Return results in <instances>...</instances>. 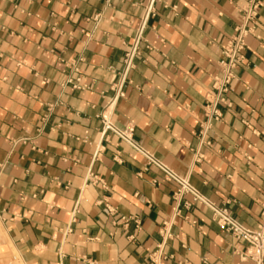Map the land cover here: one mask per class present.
<instances>
[{
	"label": "crops",
	"instance_id": "1",
	"mask_svg": "<svg viewBox=\"0 0 264 264\" xmlns=\"http://www.w3.org/2000/svg\"><path fill=\"white\" fill-rule=\"evenodd\" d=\"M146 2L0 0V264H255L213 209L261 220L264 0L216 106L246 0H158L117 97Z\"/></svg>",
	"mask_w": 264,
	"mask_h": 264
},
{
	"label": "built area",
	"instance_id": "2",
	"mask_svg": "<svg viewBox=\"0 0 264 264\" xmlns=\"http://www.w3.org/2000/svg\"><path fill=\"white\" fill-rule=\"evenodd\" d=\"M158 0H147L144 5L143 14L136 27L135 36L129 45L123 57V71L120 75V81L117 86V97L123 96V86L126 82L127 75L135 66V61L141 54V43L144 41V33L149 21L156 16V3ZM263 0H246L241 8L242 22L239 24L234 34L228 42L222 47V58L218 64L220 67L219 74L213 79V88L216 91L214 105L225 101V95L229 91L232 81L237 75L238 65L241 59V53L248 48L246 39L255 31V21L258 18L259 10ZM149 47V46H147ZM216 113V111H214ZM101 118L105 129L115 131L119 137L134 146L133 128L124 130H114L107 114H102ZM164 170V169H163ZM166 174L178 182L179 188L174 193L175 199L182 197L184 194H191L193 200H200V196L188 184L187 181L180 180L176 176ZM214 216L219 226L233 234L239 241L245 243V249L240 254L243 260H251L255 264H264V204L261 214V220L256 228L250 229L233 219L225 210L213 209ZM125 222L127 220L123 218Z\"/></svg>",
	"mask_w": 264,
	"mask_h": 264
}]
</instances>
